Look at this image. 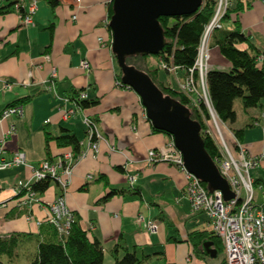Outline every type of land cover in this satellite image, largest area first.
Segmentation results:
<instances>
[{
  "label": "crops",
  "instance_id": "crops-1",
  "mask_svg": "<svg viewBox=\"0 0 264 264\" xmlns=\"http://www.w3.org/2000/svg\"><path fill=\"white\" fill-rule=\"evenodd\" d=\"M20 1L21 10L27 12L31 0H0V7L12 4L0 15V113L20 100H28L17 104L22 109L21 117L11 115L0 121V140L3 139L6 155L21 151L27 167L0 172V237L18 234L28 238H20L23 242L15 257H2L0 264H29L28 254L33 252L34 256L36 252V240L49 215V206L60 191L56 185H50L37 196V203L19 208L15 186L31 178L30 168L45 160L54 162L71 151L49 141L48 154L45 153L44 130L57 135L60 127L70 130L81 145V157L73 168L64 203L87 237L100 243L103 264H112V250L116 247L118 257L124 248L134 250L138 258L148 257L143 264H190L193 259L189 254L193 251L194 264H224V259L208 262L207 258L216 257L210 258L204 249L203 253L190 252L192 244L187 235L207 228L206 219L199 222V214L191 213L182 196L184 175L170 164L146 162L147 152L163 147L170 138L152 131L140 100L131 89L116 86V63L107 28L110 0H81L77 8L71 0H57L54 9L37 0L27 26L20 24ZM237 3L248 7L230 14L229 20L221 24L222 29L231 30L237 21L248 43L236 48L250 49L252 55L264 62V0H231L230 8ZM74 15L76 19L72 20ZM45 56L49 62L44 60ZM209 56V71L230 70L212 38ZM81 61H87V71L80 69ZM52 72L56 75L57 98L46 92L43 84ZM184 74L183 70L176 72L179 83ZM4 83L9 88L4 89ZM73 91L85 92L86 100L97 104L65 120L62 110L72 107ZM249 110L251 116L244 127L236 126V115L228 129L243 130L241 145L251 157H258L264 154V134L253 122L264 106ZM84 116L93 120L100 137L96 153L86 140ZM11 126L13 133L4 138ZM250 175L255 205L264 212V159L258 161ZM112 190L123 192L102 202ZM138 215L146 222L156 223V233L150 234L143 225L136 224ZM185 254L188 257L184 258Z\"/></svg>",
  "mask_w": 264,
  "mask_h": 264
},
{
  "label": "built area",
  "instance_id": "built-area-1",
  "mask_svg": "<svg viewBox=\"0 0 264 264\" xmlns=\"http://www.w3.org/2000/svg\"><path fill=\"white\" fill-rule=\"evenodd\" d=\"M37 0H31L28 10L20 13V24L27 26L31 24L32 15L35 11ZM206 0H202L201 6ZM214 4L213 15L204 29L197 50V57L194 64L185 72L182 82L178 84L179 92L189 99V106L196 109L201 114V107L207 113L205 120V135L210 136L215 142L219 157L214 164L220 175L227 181L233 198L223 201L220 192L208 193L201 182L191 174L187 173L183 167L181 154L170 141L161 148L150 149L146 154L148 165L155 163H167L176 167L185 177V186L182 196L187 200L192 214H201L206 218L207 231L217 237L222 244L224 264H264V212L260 210L254 202V182L249 175L250 170L255 168L258 161L264 159V154L258 157H251L243 146L238 143L231 131L215 115L208 96L206 74L209 71V42L212 34L222 27V19L230 9L231 0H210ZM81 0H71L72 6L79 7ZM22 2L17 4V9H21ZM200 6V7H201ZM72 20L76 16H72ZM101 43V39H98ZM44 60L49 62V57ZM257 63H261V58H256ZM80 69L87 71L89 65L87 61H81ZM162 69L175 75L178 69L172 65H165L161 62ZM56 75L54 72L44 81L46 92L54 91ZM117 86V84H116ZM3 88H9L4 83ZM76 100H86L85 92H80ZM68 102V99H64ZM72 107L62 110L63 119H69L83 109L78 107L73 101ZM21 117L20 106L9 107L0 113V121H4L9 116ZM255 122V123H254ZM254 125L260 127L264 134V111L254 120ZM82 124L85 128L86 140L93 153L97 152V140L100 139L93 120L84 116ZM14 127L11 126L5 137L12 134ZM3 139L0 140V171H7L18 167H27L25 155L21 151H15L6 155L3 151ZM81 157L75 156L72 151L64 154L54 162L42 161L36 167L30 168L31 178L26 182H17L15 189L17 195V206L19 208L29 207L31 203H37V194L34 193L30 185L44 179H49L59 189V196L49 206V215L46 221L54 226L59 235H67L71 224L74 221L73 214L67 209L64 203V194L69 186L73 168L77 160ZM90 179V176L86 177ZM136 224L143 225L150 234L157 231L154 222H146L141 215L135 219Z\"/></svg>",
  "mask_w": 264,
  "mask_h": 264
},
{
  "label": "trees",
  "instance_id": "trees-1",
  "mask_svg": "<svg viewBox=\"0 0 264 264\" xmlns=\"http://www.w3.org/2000/svg\"><path fill=\"white\" fill-rule=\"evenodd\" d=\"M10 1V0H7ZM51 9L58 6L57 0H42ZM112 0L108 3L107 22L112 16ZM12 4L0 7V15L6 13ZM239 3L230 8L222 19L223 23L229 20L230 14H237L244 8ZM214 10V4L206 0L199 10L190 16H181L175 18L161 17L158 23L163 31L165 45L163 50L153 56L160 62L172 65L181 70H188L194 64L197 57V50L200 44L201 36L205 27L209 23ZM20 13L23 11L20 9ZM108 28V25H107ZM109 30V28H108ZM110 32V30H109ZM213 43L218 48L222 58L230 64L228 72L209 71L206 74L207 91L211 107L217 118L224 124L232 125L236 121V114L233 110V103L239 99L243 110L258 108L264 106V62L257 63L256 56L252 55L251 50H239L237 45L248 43V39L242 33L237 21L233 22L231 30L219 29L212 34ZM251 48V44H249ZM150 56L140 57L132 56L124 60L127 67H132L136 71L145 74L159 92L165 98L186 107L189 118L196 122L200 128V137L203 142L204 150L207 156L214 162L219 157L218 148L213 139L205 135V120L207 113L201 107V114L189 106V99L181 92L171 88L168 85L156 79L157 69L150 70L146 65V60ZM116 63V62H115ZM115 82L118 87L127 88L121 85V71L115 66ZM129 89V88H127ZM82 91H73L70 100L78 107L88 109L97 104V101L76 100L77 95ZM28 98L14 103L10 107L17 106L19 103L27 102ZM153 132L164 134L152 128ZM232 135L241 144L243 130H232ZM165 135V134H164ZM169 137L168 135H166ZM170 138V137H169ZM54 141L58 148L69 147L72 153L77 157L80 155L81 145L76 136L66 128H59L57 135H51L44 130L45 153L48 154L47 144ZM50 161V160H47ZM52 184L49 179L34 182L30 185L31 190L38 196L42 195ZM207 191L206 185L201 183ZM122 190H112L102 198L106 201L113 195L122 194ZM44 225V226H43ZM39 237L45 233V236L38 237L36 240V252L31 258L29 264H103V250L99 242L90 240L87 234L79 226L78 220L70 226L67 235H59L56 228L50 225L46 220L42 224ZM44 229V231H43ZM188 241L199 253H203L202 244L211 242L212 247L218 251L222 250L221 241L207 230L192 231L188 235ZM28 235H10L6 238L0 237V261L2 257L12 259L19 250L23 239ZM117 247L112 250V264H143L148 258L146 256L138 258L134 250L122 249V255L117 256Z\"/></svg>",
  "mask_w": 264,
  "mask_h": 264
},
{
  "label": "water",
  "instance_id": "water-1",
  "mask_svg": "<svg viewBox=\"0 0 264 264\" xmlns=\"http://www.w3.org/2000/svg\"><path fill=\"white\" fill-rule=\"evenodd\" d=\"M201 3L202 0H112V16L107 24L110 49L122 74L121 85L138 96L151 127L172 139L186 172L205 184L208 193L220 192L223 201H229L233 198L229 185L205 153L200 128L189 118L186 107L163 97L145 74L124 64L127 57L157 56L163 50L159 18L190 16ZM211 247V242L202 244L205 253L215 258L217 252Z\"/></svg>",
  "mask_w": 264,
  "mask_h": 264
},
{
  "label": "rangeland",
  "instance_id": "rangeland-1",
  "mask_svg": "<svg viewBox=\"0 0 264 264\" xmlns=\"http://www.w3.org/2000/svg\"><path fill=\"white\" fill-rule=\"evenodd\" d=\"M210 41H211V40H210ZM209 43H210V42H209ZM209 43H208V44H209ZM158 61H159V60H158L157 58H155V57H153V56H150V57L146 60V65H147V67H148L150 70L157 69V72H156V79H157L158 81H160V82H162V83H164L165 85H168V86L171 85V88H173V89L179 91V86H178V84H179V80H180V78H179L177 75H176V77H175V75H173V74H169V73L165 72V71L162 69V67H161V62H160V61L158 62ZM178 71H181V72H182V70H178ZM169 84H170V85H169ZM257 109H259V107H258ZM233 110L235 111V114L237 115L236 126H237V127H244L245 124H247L249 117L251 116V114H250V110H249V109H248V110H243V109H242V106H241V102H240L239 99H237V100L234 101V109H233ZM245 111H246V113H244ZM254 123H255V122H254ZM254 123H253V125H254ZM225 126H226L227 128L229 127L228 124H225ZM254 126H257V125H254ZM0 172H2V171H0ZM3 172H4V171H3ZM250 173H251V170H250V172H249V175H250ZM0 176H2V174H0ZM250 177H251V175H250ZM51 185L53 186L54 184L52 183ZM204 217H205V216L199 214V215H198V220H199V222L203 223V220L206 219V218H204ZM33 245H34V243H33ZM191 246H192V245H191ZM193 250H195V249L193 248V246L190 247V252H192ZM213 250H216V249L214 248ZM193 252H194V251H193ZM193 252H192V253H193ZM216 252H217V250H216ZM192 253L189 254V256H191V259H193L192 262H191L190 264H194V261L196 260L195 255L192 254ZM171 254L173 255L172 252L170 253V255H171ZM28 257L31 259V258L33 257V252L29 253V254H28ZM186 257H188L187 254H185L184 258H186ZM207 259H208V262H211V261H213V262H215V261H219V262H221V260L224 259V256H223V253H222L221 250H220V251L217 252V255H216V258H215V259H209V258H207ZM186 264H187V263H186Z\"/></svg>",
  "mask_w": 264,
  "mask_h": 264
}]
</instances>
